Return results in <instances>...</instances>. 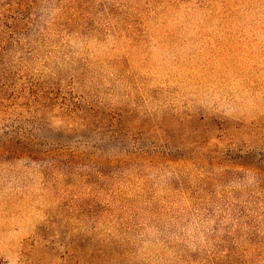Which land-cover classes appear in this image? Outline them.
<instances>
[{
    "label": "rangeland",
    "instance_id": "obj_1",
    "mask_svg": "<svg viewBox=\"0 0 264 264\" xmlns=\"http://www.w3.org/2000/svg\"><path fill=\"white\" fill-rule=\"evenodd\" d=\"M0 264H264V0H0Z\"/></svg>",
    "mask_w": 264,
    "mask_h": 264
}]
</instances>
